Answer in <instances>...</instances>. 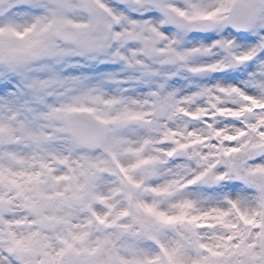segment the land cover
I'll list each match as a JSON object with an SVG mask.
<instances>
[{
  "label": "snow or ice",
  "instance_id": "snow-or-ice-1",
  "mask_svg": "<svg viewBox=\"0 0 264 264\" xmlns=\"http://www.w3.org/2000/svg\"><path fill=\"white\" fill-rule=\"evenodd\" d=\"M0 264H264V0H0Z\"/></svg>",
  "mask_w": 264,
  "mask_h": 264
}]
</instances>
